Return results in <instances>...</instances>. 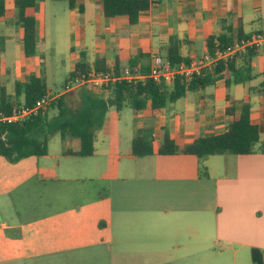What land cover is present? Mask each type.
<instances>
[{"label":"crops","instance_id":"0c3cea01","mask_svg":"<svg viewBox=\"0 0 264 264\" xmlns=\"http://www.w3.org/2000/svg\"><path fill=\"white\" fill-rule=\"evenodd\" d=\"M3 1L0 87L14 95L16 83L25 82L30 74L44 79L40 50L46 37V13L56 1L39 0L26 10L36 19L37 52L29 57L17 21L19 0ZM60 8L53 17L68 75L82 55L91 67L103 58L112 70L116 63L127 68L130 59L142 52L150 56L151 66L155 55L165 58L161 48L177 37L180 55L192 61L207 54V39L224 33L226 27L234 33L240 27L245 36L264 31V0H151L150 9L133 25L127 16L105 17L98 0H82L74 9L67 3ZM64 59L57 64H66ZM241 61L236 60L237 68ZM251 68V80L228 88L225 78H218L197 90H187L156 116L150 107L135 110L129 106V150L112 154L111 148H101L105 156H114L117 171L105 176L107 193L99 194L100 203L86 204L88 194H76L74 209L66 210L71 212L72 229L52 243L42 240V250L15 235L14 230L22 226L8 225L0 216V264H252L253 248L262 251L264 263V49L256 52ZM47 92L55 98L67 94L64 86L60 92L48 88ZM93 92L108 97L105 90ZM227 96L230 102L251 105V122L260 133L255 153L225 152L202 160L182 154L132 155L131 144L138 136L151 137L156 152L165 134L181 148L199 137L226 132L232 121L226 114ZM102 129L96 133L94 155ZM74 140L78 150L79 140ZM48 156L49 152L40 158ZM40 177L55 180L48 171ZM82 177L75 176L74 181ZM115 221L118 260L113 245L116 234L111 231ZM138 240L141 243L134 250L126 248V241Z\"/></svg>","mask_w":264,"mask_h":264},{"label":"trees","instance_id":"16d2710c","mask_svg":"<svg viewBox=\"0 0 264 264\" xmlns=\"http://www.w3.org/2000/svg\"><path fill=\"white\" fill-rule=\"evenodd\" d=\"M39 0H19L16 2L17 21L23 29V45L26 56H33L37 52L36 19L27 15L28 8L35 7ZM66 2L70 9L82 0H54ZM102 4L105 17L127 16L130 24H136L139 16L147 12L151 7V0H98ZM80 11L82 7L80 6ZM4 15V1L0 0V17ZM219 36H210L206 41L208 53H214L216 48L223 49L232 44L236 39L247 37L243 35L241 28L235 33L230 27L224 29ZM1 40V39H0ZM181 41L172 37L161 48V53L172 66L182 62L189 63L188 58L180 55ZM3 46L0 45V52ZM256 52L247 51L237 55L228 62H220L212 72H206L194 77L187 82L181 76H177L171 87L165 82H157L150 75V56L138 52L130 59L127 68L132 70L139 65V73L145 78L137 82L126 80H114L104 90L108 92L106 99L93 92L89 85L80 87L77 94V103L67 100V94L55 98L49 106L57 107L58 113L48 120L45 111L29 116L22 122H8L0 120V156L11 163H16L28 157H45L48 155L46 137L59 134L61 139L72 138L79 140L78 150H66L64 155L76 157H91L94 155V141L96 133L102 129L105 117L110 108L120 111L124 106H130L135 110L150 107L154 116L158 115L162 108L185 96L187 90H197L218 78H225L226 86L239 84L252 79L251 61ZM241 59L242 66L236 67V60ZM110 72L103 58H97L91 67L84 59L79 60L73 71L66 78L65 84L70 81L82 79L89 70ZM116 75L122 70L116 63L114 67ZM131 73H135L131 71ZM47 93L44 79L37 73L27 76L23 83H16L14 95L7 93L5 87H0V118L9 116L15 106L23 105L32 107L35 102ZM23 96V101L19 97ZM226 114L232 117L226 132L221 134L199 137L181 148L167 134L163 138L161 147L155 152L152 140L149 136H138L133 139L131 153L136 157H143L157 153L159 155H190L199 160L209 156L231 152L236 155H248L256 152V145L260 140L257 125L251 122V105L249 102H230ZM52 122V125H50ZM206 175V173L204 172ZM252 264H264L263 253L260 249L251 250Z\"/></svg>","mask_w":264,"mask_h":264},{"label":"rangeland","instance_id":"374dc122","mask_svg":"<svg viewBox=\"0 0 264 264\" xmlns=\"http://www.w3.org/2000/svg\"><path fill=\"white\" fill-rule=\"evenodd\" d=\"M55 5L54 7L50 4L46 13V37L40 50L44 61L40 69L47 88L57 93L63 90L68 77V64L64 59V53H60L62 38L59 37L57 21L53 17L55 12L61 11L60 7L66 5V2L56 1ZM61 59H64L66 64H57ZM66 93L69 102L77 103L78 89ZM44 111L48 115V120L58 113L56 106H48ZM131 120L132 111L129 106H124L120 112L115 108L109 109L99 135L98 153L90 158L63 156L64 151L75 150L78 145L74 139H61L59 134H50L46 137L49 152L46 158L28 157L11 163L0 156V216L8 225L23 227L14 230L18 238L28 240L31 247L42 250L44 249L42 240L52 243L55 239L62 238L65 231L72 229L70 225L72 218L68 216L71 212L66 210L74 209L77 202L74 199L76 194L86 192L88 194L86 204L100 203L99 194L105 196L107 193L108 182L105 176L114 175L117 171L114 156H105L101 149L102 145L111 148L112 154L128 151ZM45 171L53 175L55 180H50L49 177V179L45 177L46 180L41 178V173ZM75 176H83L84 179L76 182ZM116 226L115 221L111 231L116 234L113 245L115 258L118 260L119 242ZM137 243H141V240L126 241V248L134 250Z\"/></svg>","mask_w":264,"mask_h":264},{"label":"built area","instance_id":"2783aa9c","mask_svg":"<svg viewBox=\"0 0 264 264\" xmlns=\"http://www.w3.org/2000/svg\"><path fill=\"white\" fill-rule=\"evenodd\" d=\"M264 49V31L255 32L247 37L236 39L232 44L225 48H216L214 53H207L204 56L194 59L189 63L182 62L172 66L169 61L160 55H155L150 66V75L157 82L173 83L177 76H181L185 81L189 82L196 76H201L206 72H212L220 63H226L237 55L245 54L249 50L255 52ZM140 66H136L132 70L129 68L122 69L119 75H116L112 69L110 72L97 71L91 68L87 75L82 79L70 81L64 85V92L72 89L89 85L92 89L104 90L114 81L126 80L128 82H137L144 79L145 76L139 73ZM134 71L135 73H131ZM50 92L40 97L32 107L23 105L15 106L9 116H2L0 120L8 122H22L29 116L44 111L55 99Z\"/></svg>","mask_w":264,"mask_h":264}]
</instances>
